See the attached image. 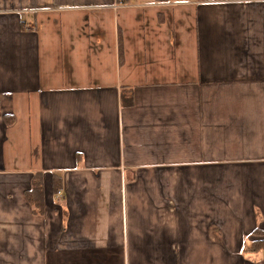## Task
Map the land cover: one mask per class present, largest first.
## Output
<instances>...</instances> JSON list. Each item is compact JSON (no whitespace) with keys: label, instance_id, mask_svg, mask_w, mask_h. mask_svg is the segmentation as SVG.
<instances>
[{"label":"crops","instance_id":"0c3cea01","mask_svg":"<svg viewBox=\"0 0 264 264\" xmlns=\"http://www.w3.org/2000/svg\"><path fill=\"white\" fill-rule=\"evenodd\" d=\"M117 2L0 0V264H264V0Z\"/></svg>","mask_w":264,"mask_h":264},{"label":"trees","instance_id":"16d2710c","mask_svg":"<svg viewBox=\"0 0 264 264\" xmlns=\"http://www.w3.org/2000/svg\"><path fill=\"white\" fill-rule=\"evenodd\" d=\"M123 105L126 106H132L133 105V100L129 98L123 99ZM13 115L7 114L4 115L3 118H5V123L7 126H11L14 124V118H12ZM32 186L31 188L26 192V197L30 205L35 209V212L37 213H43L44 211V186H43V181H42V175H36L34 177V180H32ZM54 192L59 191L60 186H61V180L59 178H55L54 182ZM246 253L250 254H255L260 251H264V241L263 242H254L251 243L250 245L246 246L244 249Z\"/></svg>","mask_w":264,"mask_h":264},{"label":"built area","instance_id":"2783aa9c","mask_svg":"<svg viewBox=\"0 0 264 264\" xmlns=\"http://www.w3.org/2000/svg\"><path fill=\"white\" fill-rule=\"evenodd\" d=\"M133 0H118L117 4H116V8H124L127 7L131 4ZM220 1H228V0H220Z\"/></svg>","mask_w":264,"mask_h":264},{"label":"rangeland","instance_id":"374dc122","mask_svg":"<svg viewBox=\"0 0 264 264\" xmlns=\"http://www.w3.org/2000/svg\"><path fill=\"white\" fill-rule=\"evenodd\" d=\"M0 114H1V110H0Z\"/></svg>","mask_w":264,"mask_h":264}]
</instances>
